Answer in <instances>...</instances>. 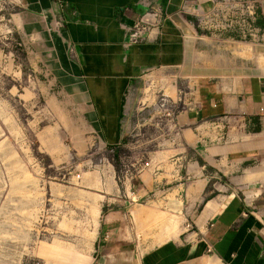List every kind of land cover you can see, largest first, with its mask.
Segmentation results:
<instances>
[{
  "label": "crops",
  "instance_id": "obj_1",
  "mask_svg": "<svg viewBox=\"0 0 264 264\" xmlns=\"http://www.w3.org/2000/svg\"><path fill=\"white\" fill-rule=\"evenodd\" d=\"M22 3L25 34L36 45H51L52 69L62 88L109 147L124 146L129 97L143 81L155 76L189 81L191 94L183 97L172 125L194 156L177 172V190L188 194L185 201L192 206L203 205L194 221L198 237L189 234L177 242L179 234L142 255L136 248L105 245L98 264H264V41L244 43L212 33L190 19L198 5L204 10L210 5L195 0ZM57 3H63L65 19L58 31L51 29ZM150 10L160 13V21L133 40L128 28ZM259 25L264 29V0ZM171 92L168 88L166 96Z\"/></svg>",
  "mask_w": 264,
  "mask_h": 264
},
{
  "label": "rangeland",
  "instance_id": "obj_2",
  "mask_svg": "<svg viewBox=\"0 0 264 264\" xmlns=\"http://www.w3.org/2000/svg\"><path fill=\"white\" fill-rule=\"evenodd\" d=\"M23 9L0 0V264H98L105 245L142 255L198 237L203 205L177 190L194 156L172 125L189 81H143L124 146L109 147L62 88L51 45L25 34Z\"/></svg>",
  "mask_w": 264,
  "mask_h": 264
},
{
  "label": "built area",
  "instance_id": "obj_3",
  "mask_svg": "<svg viewBox=\"0 0 264 264\" xmlns=\"http://www.w3.org/2000/svg\"><path fill=\"white\" fill-rule=\"evenodd\" d=\"M198 3H210L204 10L198 5L192 12L206 29L216 33L220 37L223 34L233 41L244 43H262L264 41V29L259 25L262 0H195ZM63 3H57L53 15L55 29L61 30L65 26L63 15ZM146 17V19H144ZM158 11H147L146 15L128 28L133 40L143 39L141 34L157 25L160 21ZM74 47H71V52ZM261 119L264 120V108H261Z\"/></svg>",
  "mask_w": 264,
  "mask_h": 264
},
{
  "label": "bare ground",
  "instance_id": "obj_4",
  "mask_svg": "<svg viewBox=\"0 0 264 264\" xmlns=\"http://www.w3.org/2000/svg\"><path fill=\"white\" fill-rule=\"evenodd\" d=\"M161 240V239H160Z\"/></svg>",
  "mask_w": 264,
  "mask_h": 264
}]
</instances>
